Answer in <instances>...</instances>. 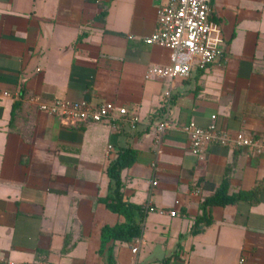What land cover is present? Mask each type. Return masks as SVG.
Instances as JSON below:
<instances>
[{"label":"crops","instance_id":"1","mask_svg":"<svg viewBox=\"0 0 264 264\" xmlns=\"http://www.w3.org/2000/svg\"><path fill=\"white\" fill-rule=\"evenodd\" d=\"M169 1L0 0V263L107 264L102 229L126 222L101 202L107 170L133 149L123 191L152 211L141 238L112 244L117 264H264V155L219 144L197 155L184 129L216 116L223 132L264 141V0H214L225 58L187 79H146L171 63L169 49L145 42ZM170 86L174 128L156 146ZM55 100L112 102L141 122L39 110ZM228 167V194L259 189V201L208 207L211 223L199 221Z\"/></svg>","mask_w":264,"mask_h":264},{"label":"built area","instance_id":"2","mask_svg":"<svg viewBox=\"0 0 264 264\" xmlns=\"http://www.w3.org/2000/svg\"><path fill=\"white\" fill-rule=\"evenodd\" d=\"M214 0H170L162 5L157 12V30L145 39L147 44H157L170 50L171 63L163 67L151 68L146 79L152 77L173 81L175 79H187L194 68L205 71L211 65L226 56V40L222 34L220 24L213 20ZM0 90V100H1ZM172 106V86L165 92V104L162 107V120L156 127L154 144L159 146L163 142V136L174 128L170 119ZM39 110L51 116L60 117L71 122H124L132 129H136L141 122L138 115H132L127 108L118 107L115 103L107 102L96 108H92L87 102H70L55 100L53 102H41ZM212 123L208 127L198 126L191 122L184 129L192 143L193 152L197 155L203 153L210 144L222 146L233 145L235 148H248L258 155H264V141L243 132L232 136L223 132L212 117ZM113 146H109L108 154H111ZM153 186L157 181L151 182ZM174 216V214H173ZM138 246L133 247L134 254L138 252ZM241 260L240 264H243ZM0 264H15L3 262ZM22 264H51L48 261L25 262Z\"/></svg>","mask_w":264,"mask_h":264},{"label":"trees","instance_id":"3","mask_svg":"<svg viewBox=\"0 0 264 264\" xmlns=\"http://www.w3.org/2000/svg\"><path fill=\"white\" fill-rule=\"evenodd\" d=\"M20 105V103L14 104L13 114L16 113ZM160 112L163 113L161 110ZM136 157L137 153L135 150L126 149L120 152L117 158L110 162L107 170L110 186L107 196L101 199V202H103L111 212L123 216L126 219L124 224L105 225L102 229L100 252L106 255L107 264H117L112 244H115V242L131 243L142 237L143 223L146 215L149 211H152L150 207L145 208L132 203L123 191L124 184L122 181V172L135 163ZM229 168L230 167L227 168L223 183L218 191L203 202V215L199 218V221H204L207 224L211 223L207 214L208 207L227 206L241 200H249L252 203H257L259 201V189L249 192H240L234 195L228 194L230 188Z\"/></svg>","mask_w":264,"mask_h":264}]
</instances>
